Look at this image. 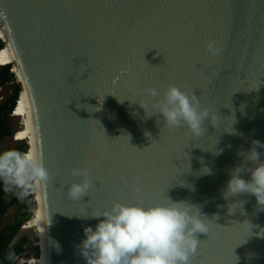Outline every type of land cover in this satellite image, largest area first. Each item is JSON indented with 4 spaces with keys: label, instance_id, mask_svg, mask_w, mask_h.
Here are the masks:
<instances>
[{
    "label": "water",
    "instance_id": "95a60500",
    "mask_svg": "<svg viewBox=\"0 0 264 264\" xmlns=\"http://www.w3.org/2000/svg\"><path fill=\"white\" fill-rule=\"evenodd\" d=\"M5 40L49 176L40 182L48 264H86L83 229L113 203L168 199L209 220L189 264H264V209L253 195H224L244 166L239 153L264 144V0H0ZM212 40L217 56L205 50ZM170 85L213 114L199 136L154 115L145 89L162 96ZM72 168L92 181L79 200L67 196Z\"/></svg>",
    "mask_w": 264,
    "mask_h": 264
},
{
    "label": "clouds",
    "instance_id": "9594fccd",
    "mask_svg": "<svg viewBox=\"0 0 264 264\" xmlns=\"http://www.w3.org/2000/svg\"><path fill=\"white\" fill-rule=\"evenodd\" d=\"M205 50L210 56L221 52L214 40L205 45ZM145 93L154 98L151 106L154 115L162 117L170 128L185 126L193 136H199L204 131V122L212 119L211 111L201 107L195 96L176 86H168L162 96L155 88L145 89ZM139 106L145 111L144 106ZM232 131L231 127L228 133ZM252 145L246 155L239 153L244 156V166L232 170L224 195L225 198L242 193L253 195L257 205L264 209V160L256 151V147L264 148V144L254 140ZM208 172L207 168L201 169V174ZM244 172L248 174L247 180L242 177ZM70 175L77 181L68 186L67 196L73 200L87 196L92 186L88 169L72 168ZM0 176L17 185L33 179L42 183L49 179L35 153L0 155ZM135 191L139 192L140 187ZM168 201L167 205L148 206L115 202L109 210L90 216L97 223L83 229L79 254L86 264H189L200 242L196 234L208 233L209 220L196 206ZM194 208L198 209L196 213L191 211Z\"/></svg>",
    "mask_w": 264,
    "mask_h": 264
},
{
    "label": "trees",
    "instance_id": "16d2710c",
    "mask_svg": "<svg viewBox=\"0 0 264 264\" xmlns=\"http://www.w3.org/2000/svg\"><path fill=\"white\" fill-rule=\"evenodd\" d=\"M9 44L6 40L4 46L0 42V59ZM13 64V62L0 64V89L15 80V77L10 74L11 66H7ZM20 93V86L17 84L13 95L0 105V144L4 138L12 135L10 116L15 110L16 100L18 101L19 98L17 99V97L20 96ZM14 153L20 154V150L17 149ZM2 154L3 150L0 148V155ZM31 189V185H22L16 189V183L0 176V264H14V260L23 254L24 239L18 243H14L13 240L21 227L31 220L32 213L36 211L33 197L27 196L24 199V194ZM11 209L15 210L13 220L9 225L2 228L4 219Z\"/></svg>",
    "mask_w": 264,
    "mask_h": 264
},
{
    "label": "rangeland",
    "instance_id": "374dc122",
    "mask_svg": "<svg viewBox=\"0 0 264 264\" xmlns=\"http://www.w3.org/2000/svg\"><path fill=\"white\" fill-rule=\"evenodd\" d=\"M7 47H8L7 48V54L3 52V55H1L2 56L0 59L1 65H3V63H5V64L12 63L11 61L13 60L12 59L13 53L9 50V46H7ZM12 71H15V66H14ZM15 73L14 74L17 76L18 80H20L18 72H15ZM17 84H18V82L15 78V80L13 82L6 84L4 87H2L0 89V105L13 95L15 85H17ZM14 109L15 110L13 112L15 114L12 113L10 116V126L12 129V135L8 136L2 140V142L0 144V148L3 150V154L4 153H14L17 149H19L21 155H30V154H32L31 153L32 142H31V138H30L31 135H30V133H28V127L26 125L27 115L25 113H22L21 110H18L17 103H16V107ZM29 142H30V144H29ZM22 185H25V186L31 185L32 189L29 190V192L33 190L31 193H29V192L25 193L24 199L27 196L31 195L34 192V189H35V192L38 193L37 188H33V186L36 187L34 179L26 181ZM22 185L16 184V189L20 188ZM33 199H34V196H33ZM21 202H22V200H21ZM35 212L36 211H34L32 213V215ZM14 215H15V210L11 209L7 213V215L4 219L2 228L9 225L12 222ZM33 216L34 217H32L31 221H29L28 226H26V224L23 225L21 227L19 233L17 234V236L13 240L14 243H18L20 240L24 239L23 254L14 260L15 261L14 264H29L30 261L37 260V259L41 258L40 257V251H39L41 239H40V234L38 231V230H40V221H39L36 213Z\"/></svg>",
    "mask_w": 264,
    "mask_h": 264
},
{
    "label": "bare ground",
    "instance_id": "6f19581e",
    "mask_svg": "<svg viewBox=\"0 0 264 264\" xmlns=\"http://www.w3.org/2000/svg\"><path fill=\"white\" fill-rule=\"evenodd\" d=\"M7 48L8 47H6V49L3 51L6 54H7ZM9 50L13 53V58H12L13 60L11 62L15 63L14 59H15L16 55H15V53L13 51V48L11 47V44H9ZM13 72L14 73L18 72V75L20 77L19 81H20V83L23 84V87H24V91L23 90L21 91L19 99L16 102L17 103V108H18V110H21L22 113H25L27 115L26 125L28 127V133H30V135H31L30 138H31V142H32L31 153H35L39 157V154H38V151H37V147H36V138H35V132H34V125H33L34 122H33L32 103H31V100L28 98L27 93H26V83H25L26 81L24 80V77H23L21 69L18 70L15 67V71H13ZM29 144H30V142H29ZM39 160H40V158H39ZM40 163H41V161H40ZM35 185H36V187L35 186L34 187L37 188L38 193L35 192V189H34V192L31 195L36 198V201H38V204H39L38 211H36L35 213L37 214L38 219L40 221V230H38V231H39L40 239H41L40 248H39L40 257L41 258H39L37 260H32V261L29 262V264H48L46 228H45L44 217H43V212H42V208H41V196L42 195H41L40 181L35 180Z\"/></svg>",
    "mask_w": 264,
    "mask_h": 264
},
{
    "label": "built area",
    "instance_id": "2783aa9c",
    "mask_svg": "<svg viewBox=\"0 0 264 264\" xmlns=\"http://www.w3.org/2000/svg\"><path fill=\"white\" fill-rule=\"evenodd\" d=\"M31 192H32V191H30L29 193H31ZM29 196L33 197L32 195H29ZM32 217H33V215H32ZM32 217H31V219H32ZM28 224H29V222L26 223V226H28Z\"/></svg>",
    "mask_w": 264,
    "mask_h": 264
}]
</instances>
